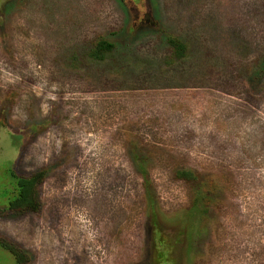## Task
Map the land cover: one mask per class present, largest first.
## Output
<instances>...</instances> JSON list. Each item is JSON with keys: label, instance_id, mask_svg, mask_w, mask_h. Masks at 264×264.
I'll return each instance as SVG.
<instances>
[{"label": "rangeland", "instance_id": "374dc122", "mask_svg": "<svg viewBox=\"0 0 264 264\" xmlns=\"http://www.w3.org/2000/svg\"><path fill=\"white\" fill-rule=\"evenodd\" d=\"M33 175L38 209H10ZM7 247L18 264H264V0H0L15 264Z\"/></svg>", "mask_w": 264, "mask_h": 264}, {"label": "trees", "instance_id": "16d2710c", "mask_svg": "<svg viewBox=\"0 0 264 264\" xmlns=\"http://www.w3.org/2000/svg\"><path fill=\"white\" fill-rule=\"evenodd\" d=\"M170 44L173 47V53L177 57H182L185 45L176 37H170ZM114 44L101 40L97 43L93 51L95 57H102L107 51H111ZM42 176L33 175L30 177H18L16 180V194L8 201L10 209H29L35 210L39 207V199L36 196V186L40 183ZM8 248V247H7ZM16 257V263L20 262V257L13 249L8 248Z\"/></svg>", "mask_w": 264, "mask_h": 264}]
</instances>
